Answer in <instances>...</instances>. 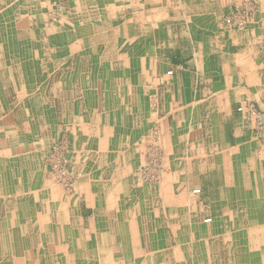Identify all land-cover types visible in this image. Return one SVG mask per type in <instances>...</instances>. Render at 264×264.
<instances>
[{"label":"crops","instance_id":"1","mask_svg":"<svg viewBox=\"0 0 264 264\" xmlns=\"http://www.w3.org/2000/svg\"><path fill=\"white\" fill-rule=\"evenodd\" d=\"M249 106L264 0H0V264H264ZM61 136L72 194L43 160ZM149 152L154 188L134 177Z\"/></svg>","mask_w":264,"mask_h":264},{"label":"rangeland","instance_id":"2","mask_svg":"<svg viewBox=\"0 0 264 264\" xmlns=\"http://www.w3.org/2000/svg\"><path fill=\"white\" fill-rule=\"evenodd\" d=\"M50 15H51V19L55 21L61 18L59 16L60 12L56 9L52 10L50 12ZM242 16L243 14L241 13L237 15L238 17V19L236 20V23L238 24V25L236 24L237 26H242L239 24V21H243L241 19ZM66 143L67 141L63 136H61L60 139L51 141L49 143L44 142L45 151H43L44 152L43 160L45 165L47 166L50 184H52L53 186H58V188H60L62 191L66 193L72 194L74 193L75 184L80 178V173L77 172V170H75L74 167L75 164H73L72 159L69 157L68 149H66ZM53 163H58L61 166L62 170H64L66 173L65 176H58L52 170ZM136 166L134 168V177L137 180V183L148 185L153 188L156 187L158 183H160V177L163 174L164 169L160 167L161 159L159 155H156L153 152H149L146 158L144 159V161H142V163L139 164L137 167ZM206 220H204L203 222L206 223L205 222Z\"/></svg>","mask_w":264,"mask_h":264},{"label":"built area","instance_id":"3","mask_svg":"<svg viewBox=\"0 0 264 264\" xmlns=\"http://www.w3.org/2000/svg\"><path fill=\"white\" fill-rule=\"evenodd\" d=\"M239 12H234L230 16H228L225 19L226 24H237L236 20L238 19L237 15H239ZM242 19V18H241ZM243 20V19H242ZM243 21H239V24L242 25ZM238 25V24H237ZM168 74H171V72H168ZM245 109L240 107L237 109L238 112H243ZM249 116L255 117L257 120V124L259 127L264 128V112L256 110L253 106H249L245 110ZM52 170L58 175V176H65V171L62 170L61 166L58 163H53ZM199 190H194L193 194H198ZM210 219H207L205 222H210Z\"/></svg>","mask_w":264,"mask_h":264}]
</instances>
